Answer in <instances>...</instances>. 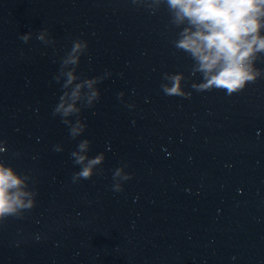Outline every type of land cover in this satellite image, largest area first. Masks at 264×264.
<instances>
[{"label":"water","instance_id":"water-1","mask_svg":"<svg viewBox=\"0 0 264 264\" xmlns=\"http://www.w3.org/2000/svg\"><path fill=\"white\" fill-rule=\"evenodd\" d=\"M45 29L54 43L37 39ZM180 30L164 5L0 0V158L37 192L0 225V264H264V76L231 96L195 90L201 74L173 45ZM78 38L77 74L105 78L73 140L53 114L54 77ZM166 73H183L190 96L165 95ZM85 138L105 160L74 182ZM122 166L131 179L117 192Z\"/></svg>","mask_w":264,"mask_h":264},{"label":"clouds","instance_id":"clouds-1","mask_svg":"<svg viewBox=\"0 0 264 264\" xmlns=\"http://www.w3.org/2000/svg\"><path fill=\"white\" fill-rule=\"evenodd\" d=\"M134 5L144 6L155 12L161 5L166 6L171 23L181 30L173 45L186 53L193 61V73H200L202 82L193 83L197 91L222 90L231 96L255 83L264 76V70L256 67V62L264 58V0H131ZM31 33L20 39L27 43ZM37 39L45 44L54 41L48 38L47 30L41 31ZM88 43L75 39L71 49L62 57L60 70L54 79L63 80L62 95L54 108L69 128L70 137H81L87 125L80 118L83 108L92 107L100 98L97 85L105 77L82 78L77 74L81 57L86 53ZM110 75V73H106ZM166 83L161 84L167 96L189 97L184 91L183 73L165 74ZM123 96V93H120ZM75 117V120L71 119ZM0 141V153L6 151ZM56 151H62L59 145ZM91 141H79L71 152L75 165L80 171L73 175V181L89 180L105 160L103 152L89 157ZM31 176L18 173L0 158V225L10 217L22 218L36 205L37 192L30 187ZM131 179L124 166L113 174V190L122 191V181Z\"/></svg>","mask_w":264,"mask_h":264}]
</instances>
